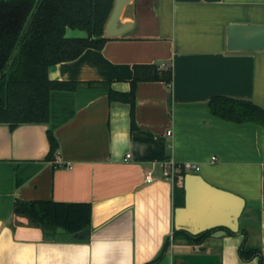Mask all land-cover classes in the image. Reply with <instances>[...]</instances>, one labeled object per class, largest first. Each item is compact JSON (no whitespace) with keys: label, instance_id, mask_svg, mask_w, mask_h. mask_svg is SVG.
Returning a JSON list of instances; mask_svg holds the SVG:
<instances>
[{"label":"crops","instance_id":"obj_1","mask_svg":"<svg viewBox=\"0 0 264 264\" xmlns=\"http://www.w3.org/2000/svg\"><path fill=\"white\" fill-rule=\"evenodd\" d=\"M230 22L264 23V0H131L124 32L49 67L51 79L78 85L51 91L48 122L0 121V264H261L240 256L245 239L264 264V125L208 107L213 95L264 107V51L228 50ZM136 63L171 65L173 78L137 83L131 128L130 105L110 101L107 88L129 91ZM168 158L199 163L198 174L243 196L257 218L233 234L208 228L202 244L173 239L184 204L162 177ZM16 199L91 202L89 238L45 233L14 213Z\"/></svg>","mask_w":264,"mask_h":264},{"label":"trees","instance_id":"obj_2","mask_svg":"<svg viewBox=\"0 0 264 264\" xmlns=\"http://www.w3.org/2000/svg\"><path fill=\"white\" fill-rule=\"evenodd\" d=\"M115 0H0V121L15 127L24 122H48L50 93L53 89H74L76 81H58L49 77V67L80 55L87 47L101 48L110 38L104 35L107 20ZM80 29L86 35H68L67 29ZM172 66L157 63H136L129 91H119L108 85L110 101L128 103L131 108V128L136 85L139 81L161 80L172 82ZM208 107L223 119L234 122H253L264 125V107L246 99L213 95ZM53 159L59 143L52 129H48ZM180 177L174 181L176 205L184 204V186ZM14 213L27 217L42 227L47 234H65L62 239H84L90 234L92 205L89 201H60L52 199H16ZM213 229L191 233L173 229V239L182 238L190 244H201ZM77 232L84 236H77ZM229 234L234 232L228 229ZM245 233V232H244ZM169 237L158 258L170 246ZM243 259L260 255L259 247L239 248Z\"/></svg>","mask_w":264,"mask_h":264},{"label":"water","instance_id":"obj_3","mask_svg":"<svg viewBox=\"0 0 264 264\" xmlns=\"http://www.w3.org/2000/svg\"><path fill=\"white\" fill-rule=\"evenodd\" d=\"M130 1L115 0L105 26L107 35L116 36L125 31L126 25L120 23V19ZM227 49L264 51V23L230 22ZM183 186L184 205L174 210V227L177 229H187L194 234L214 226L237 230L244 220L257 218L251 214L252 207L246 203L243 196L211 184L198 173H186ZM76 234L79 237L84 236L82 232ZM50 237L52 238V235Z\"/></svg>","mask_w":264,"mask_h":264},{"label":"built area","instance_id":"obj_4","mask_svg":"<svg viewBox=\"0 0 264 264\" xmlns=\"http://www.w3.org/2000/svg\"><path fill=\"white\" fill-rule=\"evenodd\" d=\"M126 156L129 157L130 154L127 153ZM214 158L215 156L213 155L212 159ZM161 167H162V177L174 182L176 177H182L186 173L189 172L197 173L200 170L201 165L191 160L177 161L174 158H168L162 161ZM154 179L155 176L151 172L147 173L145 176V180L147 182H151ZM172 242L173 241H171L170 245H172Z\"/></svg>","mask_w":264,"mask_h":264},{"label":"rangeland","instance_id":"obj_5","mask_svg":"<svg viewBox=\"0 0 264 264\" xmlns=\"http://www.w3.org/2000/svg\"><path fill=\"white\" fill-rule=\"evenodd\" d=\"M67 34L68 35H72V36H75V35H86V31L80 30V29H73V28L69 27L67 29Z\"/></svg>","mask_w":264,"mask_h":264},{"label":"flooded vegetation","instance_id":"obj_6","mask_svg":"<svg viewBox=\"0 0 264 264\" xmlns=\"http://www.w3.org/2000/svg\"><path fill=\"white\" fill-rule=\"evenodd\" d=\"M202 243H203V242H202ZM202 243H201V244H202Z\"/></svg>","mask_w":264,"mask_h":264}]
</instances>
